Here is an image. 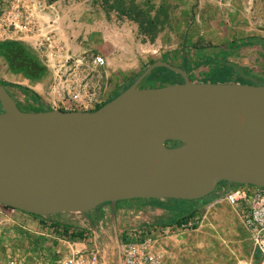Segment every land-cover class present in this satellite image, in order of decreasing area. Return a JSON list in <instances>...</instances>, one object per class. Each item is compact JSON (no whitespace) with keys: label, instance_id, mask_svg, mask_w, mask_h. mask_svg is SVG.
<instances>
[{"label":"rangeland","instance_id":"obj_1","mask_svg":"<svg viewBox=\"0 0 264 264\" xmlns=\"http://www.w3.org/2000/svg\"><path fill=\"white\" fill-rule=\"evenodd\" d=\"M120 2L113 7L112 0H0V78L28 86L51 107L90 109L154 59L188 63V76L199 79L209 66L200 55L206 52L235 64L249 82L264 83V42L232 43L222 51L216 46L248 35L264 37V0ZM148 19L153 20L151 27ZM97 56L102 61H96ZM18 58L27 61L32 75L17 65ZM155 77L145 76L137 85H154ZM164 79L161 83L178 81L180 76L174 71ZM5 86L20 107L35 103L29 101L31 92ZM125 206L117 216L115 212L95 218L78 212L28 215L32 220L0 208V260L53 264L54 248H65L55 238L52 221L66 220L85 234L93 232L100 264H120V239L132 231L151 232L162 243L160 238L167 233L161 231V223L178 213L143 202ZM240 223L215 229L208 221L192 222L174 229L181 231L184 248L177 256L159 248L161 260L163 264H234V253L245 259L252 248Z\"/></svg>","mask_w":264,"mask_h":264},{"label":"water","instance_id":"obj_2","mask_svg":"<svg viewBox=\"0 0 264 264\" xmlns=\"http://www.w3.org/2000/svg\"><path fill=\"white\" fill-rule=\"evenodd\" d=\"M181 79L138 86L153 67ZM264 186V83L199 80L154 59L91 109H24L0 81V202L38 215L125 198Z\"/></svg>","mask_w":264,"mask_h":264},{"label":"built area","instance_id":"obj_3","mask_svg":"<svg viewBox=\"0 0 264 264\" xmlns=\"http://www.w3.org/2000/svg\"><path fill=\"white\" fill-rule=\"evenodd\" d=\"M95 60L102 61L100 56H97ZM217 189L221 190L217 194L218 197L224 198L234 208L246 238L250 241L253 250L257 252L256 264H264V186L242 182L217 185ZM191 223L187 220L180 224L171 222L162 225L161 231L167 233ZM52 229L56 240L61 241L65 248L63 251H60L58 247L54 248L53 264H100V246L93 232L86 234L83 232L82 236L77 237L62 233L59 226L53 225ZM69 231L70 228L67 232ZM155 238V234L151 232L139 234L132 231L126 234L118 243L120 264H163L159 250L153 245ZM77 243L81 246H76ZM0 264H19V261L3 259L0 260Z\"/></svg>","mask_w":264,"mask_h":264},{"label":"trees","instance_id":"obj_4","mask_svg":"<svg viewBox=\"0 0 264 264\" xmlns=\"http://www.w3.org/2000/svg\"><path fill=\"white\" fill-rule=\"evenodd\" d=\"M120 1L121 0H112L113 7H117L119 3H122ZM152 22H153V20L151 21V19H148V21L146 22L148 27L149 26L151 27ZM148 27L143 26L144 29H148ZM149 34H150V36L153 35V29L149 32ZM256 41L264 42V37L263 36H256V35H248V36H243V37L238 38L237 41H234V40L230 41V42L228 41V42H224V43H222L220 45L218 44L216 46L217 47L220 46L218 48V51H222V49L225 48V47L226 48L227 47H231L232 43H251V42H256ZM201 48L202 47H200V49ZM5 53L7 55H10V53H8L7 51H5ZM205 53L206 52H201L200 55H202L203 60L205 62H209V66H208L207 70L204 72L203 77L199 78V80H219V81H222V80H239V81H247V82H249L248 79H250V78L247 76V74L243 70L237 68L235 64L227 62L224 59L223 56L214 57V56H210L208 53H206V54ZM10 59H11V63H12L13 59L12 58H10ZM18 59H17V65L23 69L24 73H26L28 75H32L33 72H31V71H33V70L30 71L29 69L26 68V66L28 65L27 61L21 60V58H18ZM26 60H28V58H26ZM173 64H176L179 67L185 69L186 72L188 73V68H187V65H189L188 63H184L183 62V63H173ZM173 73H174V71L169 69V68H167V67L156 66V67H153L145 76H148V77H155L156 76V77H158V79H154L153 78V80H151V81L154 82V81L158 80L157 83H154V84H161L162 80H165L164 78L170 77L171 75H173ZM175 73H177V72H175ZM132 79H129L124 84V86L122 88L127 86L132 81ZM180 79H181V76H180ZM0 81L4 85L5 84H12V85L20 87V88H22L24 90H27V91H29V92H31L33 94V96L31 98H29V101L31 102L33 100V101H35V103L33 105L23 106L22 108H24V109H42V108L51 107L48 104H46L40 98V96L35 91H33L31 88H29L28 86H26L24 84H20V83H15V82H11V81H8V80H4L2 78H0ZM117 92L113 93L107 99L112 97ZM173 200H176V202L183 203V204H185L187 202H192V200H194V202L198 203V204L202 203V200H199V199H173ZM195 203L194 204L190 203V205L188 207L176 206L177 203H174V204H171V205H166L165 203H158L157 205H159V206L166 207V208H168V209H170L172 211L178 212L177 214L169 216L161 224L165 225V224H169L171 222H174L175 224H180L181 222H185L188 219V217H190V216H192L194 214V212L196 210V206H197ZM33 215L39 216L38 214H33ZM98 216L99 215L95 214L93 217L95 218V217H98ZM52 224H55L56 226L61 227L62 233H68L71 236L80 237V236L83 235V232H84L82 230V228H80L77 225L70 224L66 220H61V221L60 220H54V221H52ZM69 228H70V231L67 232V230Z\"/></svg>","mask_w":264,"mask_h":264},{"label":"crops","instance_id":"obj_5","mask_svg":"<svg viewBox=\"0 0 264 264\" xmlns=\"http://www.w3.org/2000/svg\"><path fill=\"white\" fill-rule=\"evenodd\" d=\"M9 93L15 99L14 95L10 91H9ZM40 98L43 100L42 96H40ZM148 199H151V198H125V199H120V200H116L113 202H109V201L101 202L98 205H96L94 208H92L93 209V210L91 209L92 211L89 210L90 212L89 211L84 212L82 215L93 217L95 214L99 215L102 212H106L109 215H111L115 212L114 215L117 216L118 212L120 213L123 211V209L127 208L125 205H127L128 203H134L135 204V203L143 202V203H147V204L154 205V206H158L157 205L158 203H165L166 205H171V204L177 203L176 206H184V207H188L190 205V203H193V204L195 203L194 200H192V202H187L185 204L178 203V202H176V200H173L172 198H152L151 200H148ZM224 202H226L224 200V198L218 197V195L215 193L207 199L203 198L202 203H199V204L195 203L197 205L196 210L192 216L188 217L187 221L193 222V223H196V222L197 223L198 222L199 223H201V222L206 223V221H208V223L210 225H212L213 227H215V229H218V228L221 229L222 226H225L227 228H228V226H230L232 228L233 226H235V224H237V222H239V219L237 217V214H236L234 208L230 204H228L227 202H226L227 204ZM0 208L5 210V211H12L15 214H18V215L25 217L27 220H30V219L32 220V218H29V216H28L30 214L33 215L30 212H26V211L20 210L18 208H14V207L5 205L1 202H0ZM164 208H166V207H164ZM166 210L170 211V209H168V208H166ZM172 212H174V211H172ZM60 213H69V212H66V211L55 212V213H51V215H57ZM169 213L171 214V212H169ZM47 215H50V214H47ZM103 215L105 217L104 213H103ZM58 217H60V216H58ZM180 232L179 231L167 232V234L163 235L160 238L162 243H160L159 237H156L154 239V244H153L154 248L155 249L162 248L163 253L167 252L168 255L173 254L174 256H177V254L180 253V250H182L184 248V246H183L184 241H182V236H181L182 234H180ZM244 233H245V231H244ZM245 239H247V238H245ZM248 242L250 243L249 240H248ZM194 243H193V245H194ZM193 245H191L190 247H194ZM250 246H251V243H250ZM251 248H252V246H251ZM234 255H235L234 264H241V261L243 262V260H245L244 261L245 264H256L257 263L258 255H257V252L255 250H253V248H252V251H250V253L246 255L245 259L239 258L237 256V254H235V253H234ZM229 257H230V255H229ZM174 264H175V262H174Z\"/></svg>","mask_w":264,"mask_h":264},{"label":"flooded vegetation","instance_id":"obj_6","mask_svg":"<svg viewBox=\"0 0 264 264\" xmlns=\"http://www.w3.org/2000/svg\"><path fill=\"white\" fill-rule=\"evenodd\" d=\"M172 63V62H171ZM187 75H189L188 73H187ZM189 77V76H188ZM190 78V77H189ZM229 184H232V182H227V181H225V180H220L218 183H217V185H229Z\"/></svg>","mask_w":264,"mask_h":264}]
</instances>
